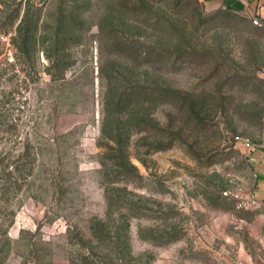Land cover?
Segmentation results:
<instances>
[{
    "label": "rangeland",
    "instance_id": "obj_1",
    "mask_svg": "<svg viewBox=\"0 0 264 264\" xmlns=\"http://www.w3.org/2000/svg\"><path fill=\"white\" fill-rule=\"evenodd\" d=\"M264 21L201 0H0V264H264Z\"/></svg>",
    "mask_w": 264,
    "mask_h": 264
},
{
    "label": "crops",
    "instance_id": "obj_2",
    "mask_svg": "<svg viewBox=\"0 0 264 264\" xmlns=\"http://www.w3.org/2000/svg\"><path fill=\"white\" fill-rule=\"evenodd\" d=\"M212 8L228 7L245 13L252 17H258L264 21V0H201ZM250 161L255 173V193L264 199V141L256 144L250 151Z\"/></svg>",
    "mask_w": 264,
    "mask_h": 264
},
{
    "label": "built area",
    "instance_id": "obj_3",
    "mask_svg": "<svg viewBox=\"0 0 264 264\" xmlns=\"http://www.w3.org/2000/svg\"><path fill=\"white\" fill-rule=\"evenodd\" d=\"M253 18H254V20H255L256 23H259V24H260V23L262 22V20L259 19V18L256 17V16L253 17ZM238 139L243 141L245 147H246L249 151L253 150V148L255 147V143H253L250 139H240V137H239Z\"/></svg>",
    "mask_w": 264,
    "mask_h": 264
}]
</instances>
